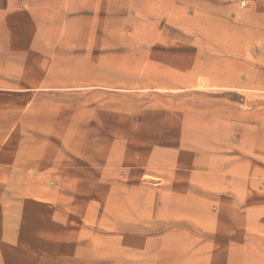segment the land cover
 <instances>
[{"label": "rangeland", "instance_id": "1", "mask_svg": "<svg viewBox=\"0 0 264 264\" xmlns=\"http://www.w3.org/2000/svg\"><path fill=\"white\" fill-rule=\"evenodd\" d=\"M262 31L264 0H0V264H264Z\"/></svg>", "mask_w": 264, "mask_h": 264}, {"label": "bare ground", "instance_id": "2", "mask_svg": "<svg viewBox=\"0 0 264 264\" xmlns=\"http://www.w3.org/2000/svg\"><path fill=\"white\" fill-rule=\"evenodd\" d=\"M54 2V1H53ZM53 2H52V4H53ZM103 2V1H102ZM48 4V3H47ZM50 7H53V6H50ZM99 7V6H98ZM64 8V7H63ZM41 9V8H40ZM53 9V8H52ZM45 10H47V8H45ZM55 10V9H54ZM63 10V9H62ZM42 11V10H41ZM59 11V10H58ZM52 12V11H51ZM60 12V11H59ZM121 13V12H120ZM60 14V13H59ZM182 15V14H181ZM43 17H44V15H43ZM59 17V16H58ZM60 17H61V15H60ZM168 17V16H167ZM184 17V16H183ZM196 17H197V15H196ZM32 18V17H31ZM38 18V17H37ZM52 18V17H51ZM80 18V17H79ZM175 18V17H174ZM188 18V17H187ZM33 19V18H32ZM41 19H42V17H41ZM60 19V18H59ZM160 19H162V18H160ZM163 19H164V16H163ZM171 19V18H170ZM173 19V18H172ZM171 19V20H172ZM65 20V19H64ZM176 20H179V19H176ZM37 21V20H36ZM42 21V20H41ZM40 21V22H41ZM80 21V20H79ZM78 21V22H79ZM34 22V21H33ZM39 22V23H40ZM48 22V21H47ZM200 22V21H199ZM198 22V23H199ZM182 23V22H181ZM49 24V23H48ZM51 24V23H50ZM174 24H175V22H174ZM185 24H186V22H185ZM212 24V23H211ZM182 26V25H181ZM183 26H185V25H183ZM51 27V26H50ZM81 28V27H80ZM99 28H100V26H99ZM67 29V28H66ZM35 30V29H34ZM211 32V31H210ZM259 34H262L263 35V38L262 39H264V31H262V32H258ZM209 34H211L212 36H213V38L214 37H216L215 36V34L213 35V33H209ZM210 35V36H211ZM227 35V34H226ZM98 36V35H97ZM146 36H149V34L148 33H146V35H141L140 36V38L142 39H146L147 37ZM209 36V37H210ZM58 37V36H57ZM121 38V37H120ZM226 39V38H225ZM46 40V39H45ZM29 41V40H28ZM96 41H97V39H96ZM228 41V40H227ZM229 41H230V39H229ZM219 42V41H218ZM264 42V41H263ZM66 43H67V41H66ZM65 44V42L63 43V45ZM17 45V44H16ZM32 45V44H31ZM221 45V44H220ZM18 46V45H17ZM70 50V49H69ZM66 53V52H65ZM27 61V60H26ZM49 61V60H48ZM81 64V63H80ZM68 65V64H67ZM70 65V64H69ZM211 69V68H210ZM205 74V73H204ZM145 122H147V121H145ZM158 123V122H157ZM156 123V124H157ZM144 126H145V124H143ZM148 128H147V130L149 129V130H151V124H149L148 126H147ZM159 129V128H158ZM146 130V131H147ZM156 130H157V128H156ZM154 131V130H153ZM198 131V130H197ZM203 133H205L204 131H203ZM207 135V134H206ZM123 136V135H122ZM168 136H166L165 135V133H164V129H162V130H157V132H155V133H150V132H144V131H140L139 132V138L141 139V138H144L143 140H147L148 141V139H153V140H155V141H157V143L159 144V146L158 147H156L155 149H153L152 151H150V152H148V154H150V156L152 157V159H153V156L154 157H160L163 153H165V151H166V148L165 147H163L164 146V144H163V142H165L166 140H168L169 141V139L167 138ZM206 137V136H205ZM163 141V142H162ZM175 142V141H174ZM171 143H173V142H171ZM176 143V142H175ZM169 144V143H168ZM120 149H122V147L120 146ZM180 149V148H179ZM123 150V149H122ZM143 156H144V160H146V158H147V155H146V152H143ZM158 162H153V161H151V165L152 166H154L155 164H157ZM162 167V166H161ZM163 167H165V166H163ZM162 167V168H163ZM191 167V166H190ZM214 168V167H213ZM189 169V168H188ZM218 181H223V180H225V177H223V178H221V177H215ZM214 181H216L215 179H214ZM177 200L178 201H180V198H177ZM207 217H209V222L211 223V226H213V227H215V224H216V226H217V224H218V222L220 223L221 221L223 222V220H225V217H227V212L226 211H224V210H219L217 213H212V212H208L207 213ZM219 225V224H218ZM223 225V224H222ZM226 226V225H225ZM222 227V226H221Z\"/></svg>", "mask_w": 264, "mask_h": 264}]
</instances>
